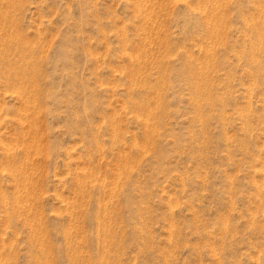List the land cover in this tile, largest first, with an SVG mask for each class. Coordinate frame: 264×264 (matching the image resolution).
I'll use <instances>...</instances> for the list:
<instances>
[{"label":"rangeland","instance_id":"rangeland-1","mask_svg":"<svg viewBox=\"0 0 264 264\" xmlns=\"http://www.w3.org/2000/svg\"><path fill=\"white\" fill-rule=\"evenodd\" d=\"M0 264H264V0H0Z\"/></svg>","mask_w":264,"mask_h":264}]
</instances>
